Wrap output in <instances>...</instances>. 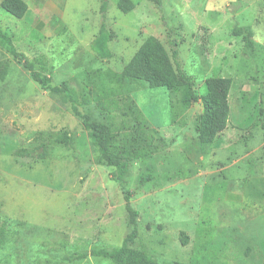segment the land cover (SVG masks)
<instances>
[{
	"label": "rangeland",
	"instance_id": "1",
	"mask_svg": "<svg viewBox=\"0 0 264 264\" xmlns=\"http://www.w3.org/2000/svg\"><path fill=\"white\" fill-rule=\"evenodd\" d=\"M24 1L21 20L0 9V264H114L69 258L119 247L134 230L129 247L159 264H262L264 0H131L128 14L119 0ZM104 1L110 60L91 48ZM149 37L170 55L177 44L199 96L207 79H232L229 127L215 143H200L202 106L185 86L122 91L109 80ZM11 44L68 91L43 89ZM74 107L112 125L114 150L132 154L123 179Z\"/></svg>",
	"mask_w": 264,
	"mask_h": 264
},
{
	"label": "trees",
	"instance_id": "2",
	"mask_svg": "<svg viewBox=\"0 0 264 264\" xmlns=\"http://www.w3.org/2000/svg\"><path fill=\"white\" fill-rule=\"evenodd\" d=\"M151 1L155 2L158 6L162 5V0ZM118 7L123 13L128 14L134 9V3L131 0H119ZM0 9L12 17L21 20L27 15L29 6L24 0H2ZM106 11L107 2L104 1L101 8L104 19L91 46L95 55L102 60L114 58V53L110 47L112 32L105 21ZM239 32L241 33V31ZM248 35L252 37V31H249ZM170 44L173 48L171 55L158 39L154 37L147 38L132 57L131 61L126 65L125 69L121 73L113 74L109 77V80L114 81L122 91L128 90L136 82H143L149 88H178L185 86L190 100L195 103H201L202 106L197 125L198 139L202 145H211L229 127L231 116L229 96L233 81L230 78H209L205 81L206 93L199 96L194 90V78L186 75L184 72L183 61L181 60L177 44L172 39H170ZM247 46L253 48L250 40L247 41ZM11 54L31 72L33 80L40 84L43 89L53 93H66L68 91L66 83H62L59 86H52L50 77H42L40 72L35 69L34 64L23 54L17 52L12 44ZM74 110L76 115L83 119L85 128L92 132V136L99 149L100 160L109 166L118 168L120 178L123 179L127 175L134 161V157L131 153H122L114 150L113 142L115 135L112 125L91 122L76 107H74ZM126 194V209L129 214V221L132 225H136L139 212L134 210L131 205V193L127 192ZM7 227L8 224L6 221L0 225V241L6 234ZM136 235L137 232L134 230L132 234L125 238L123 244L119 247L78 252L73 254L69 260L81 261L93 257L105 258L114 264H159L149 252L129 247L128 243ZM186 242L183 241V245H186Z\"/></svg>",
	"mask_w": 264,
	"mask_h": 264
}]
</instances>
